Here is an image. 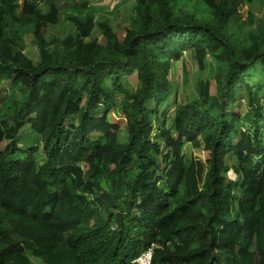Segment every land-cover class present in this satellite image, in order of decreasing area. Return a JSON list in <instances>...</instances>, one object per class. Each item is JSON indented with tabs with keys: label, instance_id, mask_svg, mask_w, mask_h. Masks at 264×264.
<instances>
[{
	"label": "trees",
	"instance_id": "16d2710c",
	"mask_svg": "<svg viewBox=\"0 0 264 264\" xmlns=\"http://www.w3.org/2000/svg\"><path fill=\"white\" fill-rule=\"evenodd\" d=\"M58 2L0 0V264H264V0H134L120 33ZM186 51L218 96L159 111Z\"/></svg>",
	"mask_w": 264,
	"mask_h": 264
},
{
	"label": "rangeland",
	"instance_id": "374dc122",
	"mask_svg": "<svg viewBox=\"0 0 264 264\" xmlns=\"http://www.w3.org/2000/svg\"><path fill=\"white\" fill-rule=\"evenodd\" d=\"M76 0H59L58 4L60 6L63 3H66V6L71 4ZM91 6L100 9L97 11L96 20H107L114 31L120 33L123 29V26L126 24L128 16L132 10L134 5V0H87ZM40 8L43 11H47V8L43 5H40ZM256 18H259L264 12V8L260 5H256L253 7ZM66 14H61L62 22L55 27L49 28L45 33L46 38H50L52 36H59L60 38H64L69 34L73 33V27L65 20ZM240 15L243 20L246 19L247 16V8L242 7L240 10ZM93 39L100 40V32L99 30H95L93 35ZM31 35L24 36V54L30 59L34 64L38 62V52L36 46L32 42ZM208 68L204 72H199L198 66L195 60L192 57V54L188 51L184 52L182 58L179 61L172 62L170 72L168 75L169 79V95L164 106L159 109V111L167 110L169 114H172L177 105H181L187 103L189 101H193L197 97V84L202 80L210 81V94L212 97L218 96L219 87L217 81V70L215 69V62L211 59H208L207 62ZM137 81L135 77L130 76L124 81L123 87L124 89L133 92L136 89ZM4 95L3 89H0V99ZM122 96H117L116 100L118 101ZM1 103V102H0ZM264 108V102L262 103ZM148 105L147 107H149ZM246 102L242 101L235 106V112L240 111L241 114H244L246 111ZM110 118L112 122H115L120 128V131L124 129V120L115 117L113 113L110 114ZM27 129L21 131V134L27 133ZM154 132L152 138L154 137ZM120 139L124 140V133L120 132ZM3 146V145H2ZM0 145V148L2 147ZM2 149V148H1ZM184 154L186 157H193L196 159L205 162L208 158L207 152L202 150L192 149L186 146L184 150ZM36 159L41 163L43 160V155L37 154ZM228 178L235 179V176L230 172L227 174Z\"/></svg>",
	"mask_w": 264,
	"mask_h": 264
},
{
	"label": "built area",
	"instance_id": "2783aa9c",
	"mask_svg": "<svg viewBox=\"0 0 264 264\" xmlns=\"http://www.w3.org/2000/svg\"><path fill=\"white\" fill-rule=\"evenodd\" d=\"M150 263V253L147 252L143 254L139 259H138V264H149Z\"/></svg>",
	"mask_w": 264,
	"mask_h": 264
},
{
	"label": "clouds",
	"instance_id": "9594fccd",
	"mask_svg": "<svg viewBox=\"0 0 264 264\" xmlns=\"http://www.w3.org/2000/svg\"><path fill=\"white\" fill-rule=\"evenodd\" d=\"M147 252H149L150 253V263L149 264H151V260H152V248H149V249H147V250H144L142 253H140V255L135 259V260H133L132 261V264H138V259L143 255V254H145V253H147Z\"/></svg>",
	"mask_w": 264,
	"mask_h": 264
}]
</instances>
